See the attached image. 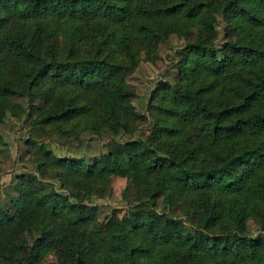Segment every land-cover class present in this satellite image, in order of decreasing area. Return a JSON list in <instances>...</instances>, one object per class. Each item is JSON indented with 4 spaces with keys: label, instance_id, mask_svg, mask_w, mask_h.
Listing matches in <instances>:
<instances>
[{
    "label": "trees",
    "instance_id": "16d2710c",
    "mask_svg": "<svg viewBox=\"0 0 264 264\" xmlns=\"http://www.w3.org/2000/svg\"><path fill=\"white\" fill-rule=\"evenodd\" d=\"M172 37L175 83L139 113L127 77ZM26 112L39 177L18 175L0 206V264H264V0H0V148ZM148 116L145 139L91 163L47 148L133 135ZM112 176L127 213L100 221L89 203Z\"/></svg>",
    "mask_w": 264,
    "mask_h": 264
},
{
    "label": "rangeland",
    "instance_id": "374dc122",
    "mask_svg": "<svg viewBox=\"0 0 264 264\" xmlns=\"http://www.w3.org/2000/svg\"><path fill=\"white\" fill-rule=\"evenodd\" d=\"M219 40L222 42V20L220 19ZM185 42L175 37L164 40L160 45V59L155 62L141 61L127 77V83L136 93L133 99V106L136 111L147 114V107L152 91L160 81H170L175 83L177 73L176 62L178 54ZM149 117V116H148ZM30 117L27 112L17 118H8L1 126V132L5 141V146L0 148V165L3 168L0 179V206L8 205V195H13V185L17 181V176L21 174H35L39 177L38 167L34 161V147L28 142V124ZM152 120L149 117L146 124L140 125L133 135L119 134L116 137L103 135L101 137L91 136L81 147L72 148L63 144L64 137L56 138L47 145V148L56 157L83 158L91 163L100 154L106 153L114 147V143H123L129 140L145 139L151 127ZM46 189H55L65 194L61 189L58 180L52 178L42 179ZM112 191L103 197H92L90 205L95 207V215L98 220L103 221L104 217L114 208L118 209L119 216L127 213L128 204L122 198V191L126 185L123 177H111ZM251 233H257V226L248 222ZM41 264H57L54 257L48 255Z\"/></svg>",
    "mask_w": 264,
    "mask_h": 264
},
{
    "label": "water",
    "instance_id": "95a60500",
    "mask_svg": "<svg viewBox=\"0 0 264 264\" xmlns=\"http://www.w3.org/2000/svg\"><path fill=\"white\" fill-rule=\"evenodd\" d=\"M76 264H83L82 260L80 258L77 259Z\"/></svg>",
    "mask_w": 264,
    "mask_h": 264
}]
</instances>
